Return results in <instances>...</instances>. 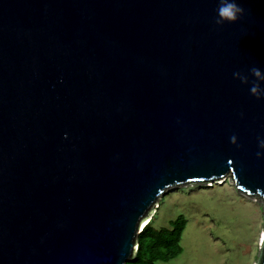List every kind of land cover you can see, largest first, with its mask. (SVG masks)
<instances>
[{
	"label": "water",
	"instance_id": "95a60500",
	"mask_svg": "<svg viewBox=\"0 0 264 264\" xmlns=\"http://www.w3.org/2000/svg\"><path fill=\"white\" fill-rule=\"evenodd\" d=\"M237 2L0 0V264H126L189 184L264 201V99L233 76L264 74V0Z\"/></svg>",
	"mask_w": 264,
	"mask_h": 264
},
{
	"label": "rangeland",
	"instance_id": "374dc122",
	"mask_svg": "<svg viewBox=\"0 0 264 264\" xmlns=\"http://www.w3.org/2000/svg\"><path fill=\"white\" fill-rule=\"evenodd\" d=\"M182 215V253L154 264H257L264 232V201L247 197L230 178L224 184H189L164 192L151 223L170 228ZM264 241V239H263Z\"/></svg>",
	"mask_w": 264,
	"mask_h": 264
},
{
	"label": "trees",
	"instance_id": "16d2710c",
	"mask_svg": "<svg viewBox=\"0 0 264 264\" xmlns=\"http://www.w3.org/2000/svg\"><path fill=\"white\" fill-rule=\"evenodd\" d=\"M185 226L186 219L182 215L170 221V228H155L149 222L137 236L138 247L134 258L126 264H154L176 258L182 253L180 239Z\"/></svg>",
	"mask_w": 264,
	"mask_h": 264
},
{
	"label": "clouds",
	"instance_id": "9594fccd",
	"mask_svg": "<svg viewBox=\"0 0 264 264\" xmlns=\"http://www.w3.org/2000/svg\"><path fill=\"white\" fill-rule=\"evenodd\" d=\"M217 18L215 24L222 26L225 23L234 24L245 15V9L240 6L237 0H218V7L216 9ZM235 79H238L241 84L249 86V92L252 97L257 100L264 99V74L257 67L251 69V76L254 78L251 82L247 76L241 75L239 72L233 73ZM232 144L237 143V138L232 136L230 138ZM258 144L261 149H264V139H258ZM261 157V153L257 152V158Z\"/></svg>",
	"mask_w": 264,
	"mask_h": 264
},
{
	"label": "bare ground",
	"instance_id": "6f19581e",
	"mask_svg": "<svg viewBox=\"0 0 264 264\" xmlns=\"http://www.w3.org/2000/svg\"><path fill=\"white\" fill-rule=\"evenodd\" d=\"M216 184V186H218V185H222V184H224V182L223 183H215ZM151 223V220L149 219V220H147L144 224H143V226H142V228L141 229H143V227L146 225L147 226V224L148 223ZM142 231V230H141ZM260 239H261V243L263 242V239H264V232L261 234V236H260ZM262 245H263V243H262Z\"/></svg>",
	"mask_w": 264,
	"mask_h": 264
}]
</instances>
